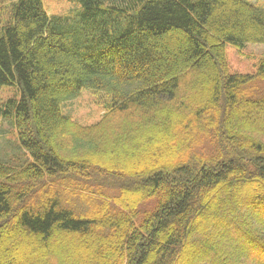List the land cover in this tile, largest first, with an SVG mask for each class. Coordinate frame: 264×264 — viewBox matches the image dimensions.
<instances>
[{"label": "trees", "instance_id": "1", "mask_svg": "<svg viewBox=\"0 0 264 264\" xmlns=\"http://www.w3.org/2000/svg\"><path fill=\"white\" fill-rule=\"evenodd\" d=\"M72 1L50 14L18 0L0 18V86L21 92L0 116L28 156L0 161V264H207L223 240L264 264V97L245 88L264 59L240 73L226 56L264 43V9ZM84 89L112 99L93 125L62 111Z\"/></svg>", "mask_w": 264, "mask_h": 264}, {"label": "rangeland", "instance_id": "2", "mask_svg": "<svg viewBox=\"0 0 264 264\" xmlns=\"http://www.w3.org/2000/svg\"><path fill=\"white\" fill-rule=\"evenodd\" d=\"M16 1L18 0H0V18L2 24L7 21L12 11V5ZM249 1L264 9V0ZM44 4L50 14L67 13L75 6L72 0H44ZM226 56L233 71L253 73L264 59V43H247L242 46L226 43ZM245 88L254 97H264V80L247 84ZM13 98H21V92L17 85L0 86V105H3L9 99ZM111 103L112 99L105 92L84 89L79 97L64 103L62 105V111L65 115H69L73 120L83 125H93L99 122L108 112ZM22 150L24 151L18 142L14 117L0 116V161L12 162V151L15 152L16 156H24L25 159H28V156L26 154L24 155ZM243 208L245 209L246 206ZM227 231L231 232L230 230ZM207 234L209 237L207 241H212L213 244H222L221 239H231V233L230 235L218 234L212 230L205 232L206 236ZM235 244L237 246L231 249L223 240L222 245H225L222 250L223 253H218V260H216V257L215 259L212 258L213 260L207 264H221L222 261L220 262V259L223 260L222 264H241V261L243 262L241 256L243 254H249L243 249V245H238L237 242ZM235 250H240V252H236ZM224 261H227V263ZM190 264H199V257H194Z\"/></svg>", "mask_w": 264, "mask_h": 264}]
</instances>
